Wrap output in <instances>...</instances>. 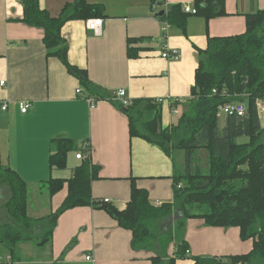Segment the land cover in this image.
Instances as JSON below:
<instances>
[{
    "label": "crops",
    "instance_id": "1",
    "mask_svg": "<svg viewBox=\"0 0 264 264\" xmlns=\"http://www.w3.org/2000/svg\"><path fill=\"white\" fill-rule=\"evenodd\" d=\"M73 1L40 0V5L58 16ZM167 1L170 5L194 6V0ZM89 2L103 5V24L94 31L87 27L88 19L71 20L64 25L62 34L69 46V61L87 70L90 80L104 88L110 97L87 95L80 79L69 73L58 57L47 54L44 30L22 21L21 1L0 0L3 160L28 182L29 189L46 185L55 169H59L50 166L52 141L71 138L76 143V152L90 147L89 157L100 167L99 179L92 182L95 198L109 199V204L123 210L130 201L134 180L139 188L149 192L153 204L173 202L175 178L183 173L181 166H186L185 152L175 149L168 154L157 144L132 137L129 118L119 107L115 92L123 88L131 100L162 99L163 127L177 124L184 107L174 102L191 95L199 49L207 47L209 37L244 33L245 14L264 10V0H226L228 15L207 20L203 15L192 14L185 25H170L165 38L163 22L157 16L160 7L154 6L152 0ZM129 39L137 41L129 43ZM129 46L138 50L137 57L128 56ZM165 46L179 49L180 57H163ZM78 89L95 98L97 105L91 108L77 93ZM26 102L30 107L23 112L22 105ZM4 104L7 109L2 108ZM258 106L264 127V101ZM75 159L72 172L59 178L73 175L82 163L76 156ZM64 169H68V160ZM67 193L65 184L55 195L49 193L50 213L44 215L39 207L36 211L28 207L29 215L41 218L53 213ZM185 240L191 256H230L248 253L253 248V239L242 240L239 227L209 226L201 218L187 219ZM131 241L132 231L121 227L106 209L78 206L59 216L52 239L45 243L49 244V250L44 257L24 258L21 250L27 242L23 241L16 247L18 255L13 260L23 264H152L159 248L149 244L135 248ZM3 250L0 247V253ZM174 251L175 244L171 243L167 253L173 256ZM87 255L94 260H87ZM4 256L6 259L0 264H15L8 259L9 254ZM176 264H194V260L179 258Z\"/></svg>",
    "mask_w": 264,
    "mask_h": 264
},
{
    "label": "trees",
    "instance_id": "2",
    "mask_svg": "<svg viewBox=\"0 0 264 264\" xmlns=\"http://www.w3.org/2000/svg\"><path fill=\"white\" fill-rule=\"evenodd\" d=\"M20 1L24 9L22 21L44 30L47 54L58 57L69 73L80 79L87 95L107 97L104 88L90 80L87 70L69 61V46L62 34L68 21L104 15L103 5L74 0L58 16H53L41 7L40 0ZM152 2L157 5L156 0ZM225 2L194 0L196 13L185 12L182 4H174L166 11L160 8L157 16L171 25H185L192 14L203 15L207 20L228 15ZM245 17L244 33L209 37L207 47L199 49L191 95L182 103L174 102L184 107L177 124L163 127L162 99H133L129 105L117 100L129 118L132 137L157 144L168 154L175 149L185 152L186 168L175 178L173 202L153 204L149 192L139 188L134 180L130 201L123 210L95 198L92 182L99 179L100 167L87 157L71 177H50L46 181L51 195L61 191L65 184L68 193L53 213L33 218L28 209L29 184L4 162L0 148V188L6 194L5 201L0 202V247L4 249L0 262L6 259L5 254L16 258V247L23 241L52 239L58 218L66 210L93 206L106 209L121 227L132 231L133 247L149 244L159 248L152 264H176L177 259L189 257L194 264H264V127L258 106L264 101V10L246 13ZM137 55L138 50L129 46L128 56ZM238 101L246 104V114L226 116L222 125L219 107ZM51 145L50 166L66 168L68 154L76 143L63 137L54 139ZM199 150L208 153L207 168L193 171V155ZM82 151L88 153L90 147ZM182 182V187H178ZM189 218L204 219L209 226L239 227L241 239H253V248L248 253L230 256H191L185 240V223ZM171 243L175 244L173 256L167 253Z\"/></svg>",
    "mask_w": 264,
    "mask_h": 264
},
{
    "label": "rangeland",
    "instance_id": "3",
    "mask_svg": "<svg viewBox=\"0 0 264 264\" xmlns=\"http://www.w3.org/2000/svg\"><path fill=\"white\" fill-rule=\"evenodd\" d=\"M226 114L224 113H220V123L223 125L226 119ZM180 117V116H178ZM179 120V118H178ZM245 138H242V140ZM78 152V151H77ZM76 152V148H73L72 151L69 152L68 154V169H55V173L53 177H66L68 176L71 172H72V165L76 163V159H75V153ZM208 153L206 150H199L196 151L193 155V171H195L197 168H200L202 170H205L207 168V164H208ZM186 166L183 164L181 166L182 171L184 172ZM49 179V178H48ZM47 179V180H48ZM182 183H180L178 185V187H182ZM34 188V189H33ZM0 192H1V197H0V202H4L6 199V194L4 189L2 190L0 188ZM49 203H50V194H49V188L47 185H43L40 184L37 187H32L30 186V190H29V208L31 209V211H36L37 208L39 207L41 209V213L47 214L50 213V207H49ZM180 212V211H179ZM179 212L175 213L173 215V219H172V225L175 222V218L178 217ZM42 240H38V238H35V240L32 242L28 241H24L27 242L25 245H23V250H21V254L24 258H33V259H41L42 257L45 256V254H47L48 250H49V244H45L44 246H39V243ZM35 242V243H34ZM37 243V244H36ZM24 244V243H23Z\"/></svg>",
    "mask_w": 264,
    "mask_h": 264
},
{
    "label": "built area",
    "instance_id": "4",
    "mask_svg": "<svg viewBox=\"0 0 264 264\" xmlns=\"http://www.w3.org/2000/svg\"><path fill=\"white\" fill-rule=\"evenodd\" d=\"M156 1H157V5H154V6H157L158 8L159 7L165 8V11L169 9L170 3L167 0H156ZM182 9L188 13H196L197 12V9L193 5H189V4L183 5ZM161 21L163 22L162 29H163V36L165 38V36L167 34L166 32H167V30L171 24L169 23V21H166V20H161ZM102 24H103V18L102 17H93V18H90L87 20V27L91 30H94V31H97V29ZM180 55H181V52L179 49H177V48L169 49L166 46L162 52V56L167 58V59H177L180 57ZM4 83H5L4 81H1V84H4ZM77 93L79 95H81V98H84L85 100H87L89 102L91 108H93L97 105V100L95 98H91V97L87 96L82 90L78 89ZM115 99L119 100L123 105H129L131 103V99L126 97V90L123 88H120L115 92ZM183 101H184V99H182V98L175 99V102L182 103ZM29 107H30V104L28 102L24 103L22 105V111L26 112L29 109ZM2 108L7 109V104H4L2 106ZM174 112H177V110H174ZM221 112L226 114L227 116H230V115L244 116L247 112V106L245 103H243L241 101L228 102V103H225L219 107V113H221ZM75 156L77 159L84 160L90 156V152L85 153L81 150V151H78ZM109 201H110L109 199H104V202H109ZM8 259L10 261L15 262V264H23L22 261H19V260L14 261L11 256H8ZM86 259L91 261V260H94V257L92 255H87Z\"/></svg>",
    "mask_w": 264,
    "mask_h": 264
},
{
    "label": "water",
    "instance_id": "5",
    "mask_svg": "<svg viewBox=\"0 0 264 264\" xmlns=\"http://www.w3.org/2000/svg\"><path fill=\"white\" fill-rule=\"evenodd\" d=\"M164 10H161L160 14H163ZM49 241V238H44L42 239V241L40 242V245L43 246L45 243H47Z\"/></svg>",
    "mask_w": 264,
    "mask_h": 264
},
{
    "label": "bare ground",
    "instance_id": "6",
    "mask_svg": "<svg viewBox=\"0 0 264 264\" xmlns=\"http://www.w3.org/2000/svg\"><path fill=\"white\" fill-rule=\"evenodd\" d=\"M220 114V113H219Z\"/></svg>",
    "mask_w": 264,
    "mask_h": 264
}]
</instances>
